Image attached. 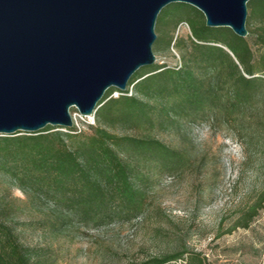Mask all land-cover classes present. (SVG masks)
I'll list each match as a JSON object with an SVG mask.
<instances>
[{
  "label": "trees",
  "instance_id": "trees-1",
  "mask_svg": "<svg viewBox=\"0 0 264 264\" xmlns=\"http://www.w3.org/2000/svg\"><path fill=\"white\" fill-rule=\"evenodd\" d=\"M184 20L192 35L175 38ZM247 28L248 36L240 37L228 27H208L197 8L171 4L158 16L153 47L168 51L174 43L180 53L177 66L156 62L140 68L126 91L108 89L95 124L80 132L48 125L39 132L0 136V175L25 195L23 200L0 198V264H58L53 245L21 240L19 224L40 222L47 233L72 235L115 219L138 218L152 171L172 172L189 160L186 151L156 137V129L223 124L244 136L250 151L256 128H264V0L248 2ZM128 129L135 133H120ZM20 204L51 214L21 220ZM263 209L264 193L231 230L248 228ZM184 254L140 264H178ZM194 260L206 264L198 256L184 264Z\"/></svg>",
  "mask_w": 264,
  "mask_h": 264
},
{
  "label": "rangeland",
  "instance_id": "rangeland-1",
  "mask_svg": "<svg viewBox=\"0 0 264 264\" xmlns=\"http://www.w3.org/2000/svg\"><path fill=\"white\" fill-rule=\"evenodd\" d=\"M187 10L189 14L191 10ZM191 35L189 24L182 21L175 38ZM173 44L168 51L153 47L157 63H180ZM256 129L258 137L250 151L244 148L245 137L223 124L185 123L156 129L152 131L156 137L186 151L189 160L172 172L152 171L145 207L138 218L115 219L72 235L47 233V226L40 222L19 224L17 232L27 245H53L58 264H140L180 251L185 254L178 264L193 256L205 258L206 264H263L264 209L248 228L231 230L264 193V128ZM4 197L25 199L0 175V198ZM20 207L21 220H41L51 214L46 208L38 213L32 206Z\"/></svg>",
  "mask_w": 264,
  "mask_h": 264
},
{
  "label": "water",
  "instance_id": "water-1",
  "mask_svg": "<svg viewBox=\"0 0 264 264\" xmlns=\"http://www.w3.org/2000/svg\"><path fill=\"white\" fill-rule=\"evenodd\" d=\"M250 0H0V136L73 128L108 89L124 92L157 57L156 24L173 3L208 27L247 37ZM264 264V261H263Z\"/></svg>",
  "mask_w": 264,
  "mask_h": 264
},
{
  "label": "built area",
  "instance_id": "built-area-1",
  "mask_svg": "<svg viewBox=\"0 0 264 264\" xmlns=\"http://www.w3.org/2000/svg\"><path fill=\"white\" fill-rule=\"evenodd\" d=\"M73 121H74V128L78 132L86 129L89 125H94L96 122L95 114L93 115H82L77 109L73 113L71 112Z\"/></svg>",
  "mask_w": 264,
  "mask_h": 264
}]
</instances>
